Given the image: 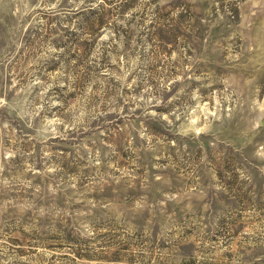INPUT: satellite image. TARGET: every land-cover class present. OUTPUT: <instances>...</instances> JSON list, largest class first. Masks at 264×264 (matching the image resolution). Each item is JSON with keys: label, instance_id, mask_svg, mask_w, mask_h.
Masks as SVG:
<instances>
[{"label": "rangeland", "instance_id": "rangeland-1", "mask_svg": "<svg viewBox=\"0 0 264 264\" xmlns=\"http://www.w3.org/2000/svg\"><path fill=\"white\" fill-rule=\"evenodd\" d=\"M0 264H264V0H0Z\"/></svg>", "mask_w": 264, "mask_h": 264}]
</instances>
